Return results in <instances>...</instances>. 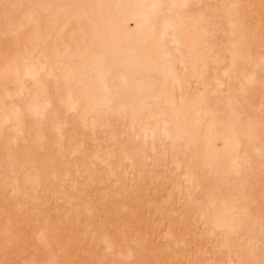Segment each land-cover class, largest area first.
<instances>
[{
    "label": "bare ground",
    "instance_id": "1",
    "mask_svg": "<svg viewBox=\"0 0 264 264\" xmlns=\"http://www.w3.org/2000/svg\"><path fill=\"white\" fill-rule=\"evenodd\" d=\"M0 264H264V0H0Z\"/></svg>",
    "mask_w": 264,
    "mask_h": 264
}]
</instances>
